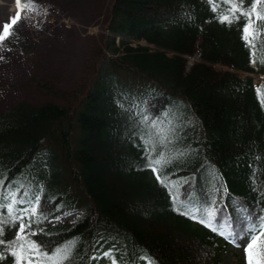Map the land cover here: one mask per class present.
<instances>
[{
	"label": "trees",
	"instance_id": "trees-1",
	"mask_svg": "<svg viewBox=\"0 0 264 264\" xmlns=\"http://www.w3.org/2000/svg\"><path fill=\"white\" fill-rule=\"evenodd\" d=\"M98 1L113 37L73 101H20L0 112V239L15 240L13 217L38 197L37 215L24 219L33 230L24 243L40 254L35 264H222L223 241L249 237L264 221V85L228 71L264 75V21L249 45L246 17L220 22L231 15L224 0ZM232 2L244 11L252 4ZM115 36L174 56L127 44L121 51ZM196 54L202 62L188 68ZM151 121L169 130L166 147ZM161 151L164 184L146 166L147 153ZM10 193L24 201L12 214ZM79 208L75 221L52 223ZM185 209L199 219L212 212L223 234ZM61 249L66 259L56 257ZM11 250L0 245V264H14Z\"/></svg>",
	"mask_w": 264,
	"mask_h": 264
},
{
	"label": "rangeland",
	"instance_id": "rangeland-1",
	"mask_svg": "<svg viewBox=\"0 0 264 264\" xmlns=\"http://www.w3.org/2000/svg\"><path fill=\"white\" fill-rule=\"evenodd\" d=\"M29 2L36 6V11L26 14L22 9ZM105 7V2L98 0H21L18 9L16 0H0V32L3 25L11 23V18L20 11V19L12 29L14 34L0 48L3 57L0 60V112L20 101L34 104L73 101L93 75L102 41L113 37L104 30ZM115 42L121 51L127 44L174 56L143 39L115 36ZM104 52L111 55L105 49ZM186 60L188 66L202 62L198 54ZM215 69L221 71L222 67L215 66ZM228 71L241 78H252L255 86L264 83V77L259 74L233 68ZM83 211V208L70 210L53 222H73ZM32 231L25 229V235ZM248 242L249 238H244L233 245H224L221 263L247 264L244 248Z\"/></svg>",
	"mask_w": 264,
	"mask_h": 264
},
{
	"label": "snow or ice",
	"instance_id": "snow-or-ice-1",
	"mask_svg": "<svg viewBox=\"0 0 264 264\" xmlns=\"http://www.w3.org/2000/svg\"><path fill=\"white\" fill-rule=\"evenodd\" d=\"M211 2V0H209ZM224 3L230 4L231 7L229 9L231 15H221L219 17L221 23H231L233 18L238 19L237 13L239 16L246 17L247 23H245L243 28V39L247 44L251 45L252 39L257 35L255 30V22L256 21H264V13L258 11V6L261 5L262 0H252L251 8L248 11L242 10L240 6L236 3H233L232 0H224ZM17 8H21V0H16ZM27 14L28 12L36 11V6L29 2L24 5V9ZM213 11H215V7H213ZM27 18V15L25 16ZM20 19V11L16 13L14 17L11 18V23H5L2 28V32H0V48L3 47L4 41L11 37L13 33V26L17 24ZM3 57L0 56V60ZM144 121L148 122L147 117H144ZM151 127L155 130V138L156 143L161 145L162 147H166L168 143L171 141L168 139L169 130L157 124L156 121H151ZM146 144L152 145L153 138L150 137ZM152 151H155V147L153 146ZM148 164L146 165L150 168L153 173L156 175V179L161 184H164V180L161 178L158 169L162 168L164 164L168 163V159L166 158L163 151H161L157 158L152 159L151 153H147ZM11 197L10 203L6 206L9 214H12L15 209L14 205L16 203H24V201H17L15 199L14 194H9ZM39 204V198L37 197L35 202L32 203L30 207L22 208L19 210V215L13 217V224L16 222L19 223V228L17 231V235L14 241H5L0 239V245H8L12 250L10 251V255L13 257L14 264H35L34 257H39V251L34 244H25L26 240L25 229L31 227V224H25V217H35L37 215V206ZM179 211V209H176ZM182 215H187L190 219H196V214L191 212L190 210L185 209V211L181 212ZM212 219L213 213L207 212L205 218L199 219L197 222L203 224L206 227H211L213 232H218L223 234V231L219 227H212ZM5 221L0 220V225H3ZM259 230L256 228L249 229V242L244 248L246 255L247 264H264V221L258 226ZM255 233V234H252ZM33 235L35 233H32ZM3 235V228L0 227V236ZM229 236H225V239H229ZM232 242L235 243V238L232 239ZM67 249L57 250L56 257L58 259H66L67 258ZM105 257H110L111 253L105 252ZM2 258V256H0ZM49 259H52L49 257ZM112 264H116V261L113 259Z\"/></svg>",
	"mask_w": 264,
	"mask_h": 264
}]
</instances>
